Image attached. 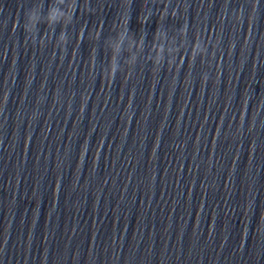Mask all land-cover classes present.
I'll list each match as a JSON object with an SVG mask.
<instances>
[{
    "label": "clouds",
    "instance_id": "9594fccd",
    "mask_svg": "<svg viewBox=\"0 0 264 264\" xmlns=\"http://www.w3.org/2000/svg\"><path fill=\"white\" fill-rule=\"evenodd\" d=\"M57 3L58 4L66 3L67 12L61 11L57 6H55ZM77 6H78L77 0H52V4L50 5V11L47 17L48 24L51 25L52 23L59 22L61 21L62 18L64 20V23L61 25L62 30L59 37L60 44L58 45V47L64 48L67 44L66 25L72 22L73 17L76 13ZM129 6H130V0H122V7L124 8V11L121 13V22L124 24L126 30H130L127 28L128 24L130 23V17L128 14ZM42 9H43V2L41 0V2L34 4L33 7H31L25 12L22 26L25 33L29 34L32 39H35V37L38 35V33L35 31V25L38 21V13L41 12ZM173 12L175 13V11ZM147 19H148L147 15H141L138 17V20L141 23L146 22ZM19 23H20L19 20H17L14 22L13 26L17 27ZM98 32L99 31H97L96 35H98ZM82 39H83L82 34L79 33L78 40H82ZM112 75H114V70ZM112 75L109 76L110 80L112 78ZM205 79H207V77H205Z\"/></svg>",
    "mask_w": 264,
    "mask_h": 264
}]
</instances>
